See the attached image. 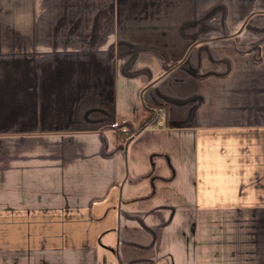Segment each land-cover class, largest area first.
Returning a JSON list of instances; mask_svg holds the SVG:
<instances>
[{"label":"crops","instance_id":"0c3cea01","mask_svg":"<svg viewBox=\"0 0 264 264\" xmlns=\"http://www.w3.org/2000/svg\"><path fill=\"white\" fill-rule=\"evenodd\" d=\"M0 264H264V0H0Z\"/></svg>","mask_w":264,"mask_h":264},{"label":"trees","instance_id":"16d2710c","mask_svg":"<svg viewBox=\"0 0 264 264\" xmlns=\"http://www.w3.org/2000/svg\"><path fill=\"white\" fill-rule=\"evenodd\" d=\"M146 108L148 111V117L140 124L138 128H133L129 124H121L114 127L115 133L117 135V140L121 143V147H125V145H127L135 135L147 129L151 125V123L156 120L157 109L155 107Z\"/></svg>","mask_w":264,"mask_h":264}]
</instances>
